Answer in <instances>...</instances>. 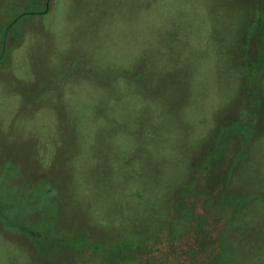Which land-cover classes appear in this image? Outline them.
<instances>
[{"label": "rangeland", "instance_id": "rangeland-1", "mask_svg": "<svg viewBox=\"0 0 264 264\" xmlns=\"http://www.w3.org/2000/svg\"><path fill=\"white\" fill-rule=\"evenodd\" d=\"M0 264H264V0H0Z\"/></svg>", "mask_w": 264, "mask_h": 264}]
</instances>
